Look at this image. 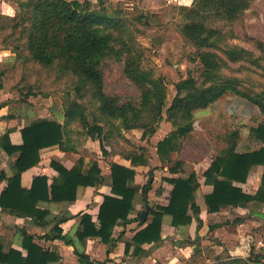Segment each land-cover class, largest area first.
<instances>
[{
  "label": "trees",
  "instance_id": "obj_1",
  "mask_svg": "<svg viewBox=\"0 0 264 264\" xmlns=\"http://www.w3.org/2000/svg\"><path fill=\"white\" fill-rule=\"evenodd\" d=\"M205 6L216 8L226 19H235L247 7L245 0H199ZM105 0L98 2L97 8H92L88 0H24L18 2L19 11L13 19L10 29L21 30L25 39V47L32 61L43 66H51L57 63L61 70L70 72L77 79V94L91 88L93 95L100 102V109L105 119H120L122 125L119 130L131 131L141 129L143 138L156 132L157 125L149 128L146 123L140 121V115L145 114L148 107L157 115L164 106V89L160 82L149 79L147 74L139 69L140 57L135 53L134 45L125 41L126 29L124 20L120 17V11L115 9L108 11ZM183 33L190 38L198 49L213 47L211 40L215 37L214 30H207L201 23L186 24ZM115 43V45H114ZM221 54L227 61L236 63L247 56L242 48L221 49ZM15 53V52H14ZM112 53L126 54L124 72L130 79H134L143 90L140 102L119 103L117 98L104 93L103 72L101 60ZM213 53L200 54L203 64V84H197L189 77L176 85V96L166 110L174 130L157 143V155L162 163H167L168 170L172 174L181 172V161L173 162L170 155L175 150L176 142L187 137L193 131L194 113L197 110L208 108L227 93L238 95L256 107L264 116V92L250 93L240 87L239 81L227 78L218 79L215 72L218 70V62ZM5 71L0 73L1 78ZM69 110L64 114V121H52L37 119L21 130L23 143L13 146L9 142L8 133L1 137V147L8 155L19 153L15 163L11 166L13 174L7 178L0 171V183L6 180V187L0 194V208L3 212L20 217L32 218L38 224H45L48 212L37 209L39 201L72 202L76 199L79 186L97 187L104 184V177L97 161L92 162L89 170L83 173V159H79L76 166L70 170L58 162L52 161L51 167L58 172L59 183H50L44 175L35 177L30 189L20 186L21 174L27 169L37 165L40 161L39 151L48 146L58 145L66 149L69 146V130L67 127L79 120L83 128L88 126L82 107L75 102L70 103ZM105 131L99 125L92 126L90 134L102 137ZM251 134L264 144V123L250 129ZM65 137V140H64ZM240 138L239 131H231L224 136L222 148L213 160L205 176L213 179V192L205 197L209 212H218L221 208L245 206L247 203L259 200L264 201V172L261 187L254 196L246 195L233 182H245L249 171L255 165L264 166V147L258 151L246 154L237 153L236 146ZM66 144L65 146L63 145ZM103 154L107 152L99 141ZM141 150V149H140ZM132 166L144 165L147 160L144 153L137 152L129 157ZM180 170V171H179ZM110 192L104 195L98 214V225L92 222L88 213H81V229L77 233L80 240L96 237L104 244H111L112 235L116 225L130 223L134 220L145 225L132 237L135 244V255L144 254L141 246L145 243H159L161 238V226L165 215L171 216L173 227L189 225L192 218L199 214V208L195 204V191L199 186L196 175L189 174L186 177L178 176L166 178L164 181L172 185V190L166 206L160 204L150 205V221H142L139 217L129 218L133 209V201L137 192L141 191L144 201H147V193L151 189L153 175L148 173L147 181L140 187L134 184L136 172L133 169L118 165H110ZM189 211L191 212L189 214ZM57 237L66 244L73 242L62 236L58 224L53 230ZM24 234L23 246L28 255L24 259L20 252L11 250L3 253L0 246V264H46L47 261L57 259L55 255L43 250L33 243V237ZM110 247V246H109ZM130 244L125 245V254L128 253ZM111 251V247L107 253ZM82 264H91L88 255L78 253ZM217 264H264V252L251 247L247 257H231L219 261Z\"/></svg>",
  "mask_w": 264,
  "mask_h": 264
},
{
  "label": "rangeland",
  "instance_id": "obj_2",
  "mask_svg": "<svg viewBox=\"0 0 264 264\" xmlns=\"http://www.w3.org/2000/svg\"><path fill=\"white\" fill-rule=\"evenodd\" d=\"M2 1L10 4L7 2L0 5V25L8 23L10 26L0 28V46L12 49L16 54L13 64L9 65L1 78L0 103L5 104L3 112L16 115L24 110L32 111L34 121L48 117L51 111V116L58 115L64 119L70 103H78L88 126L83 128L77 120L67 127L70 147L90 157L91 154L84 148L87 140L99 142L102 139L107 153L103 154L100 143L98 150L103 156L121 150L131 155L137 147L127 142L131 140H126L124 132L119 130L122 120L105 119L100 102L90 87L81 91L79 96L76 90L78 79L73 74L61 70L57 63L47 67L31 60L21 30L12 31L10 21L1 15L9 13L7 7H13L14 3L12 0ZM88 1L92 8H97L101 0ZM105 3L109 12L115 9L120 11L126 29L125 41L128 39L134 45L135 53L140 57L139 69L149 79L160 82L164 89L161 112L156 115L148 107L145 114L140 115V121L148 124L149 128L158 124L156 132L160 130L162 133L163 130L167 134L174 130L166 110L176 96V85L189 77L197 81V84H203L201 53L210 52L215 56L219 65L215 72L218 79L239 81L240 87L250 93L264 92V0H245L247 7L233 20L226 19L216 8L205 6L199 0H105ZM193 22L201 23L207 30L216 32L211 40L213 47L198 49L184 35L183 27ZM235 47L242 48L247 56L244 60L232 63L227 61L220 50ZM125 64L124 53H112L101 60L104 93L117 98L121 104L131 102L135 105L140 102L143 90L139 82L137 84L125 74ZM250 116L264 117L258 107L232 93H227L206 109L195 111L193 133L185 137L177 159H195L197 155L211 152L213 148L219 151L224 136L240 127L238 119ZM95 125L105 130L100 138L89 133ZM154 145L149 139H146L144 146L139 144L149 158V168H154L155 164L151 152ZM154 170H157L154 178L160 179L161 170L157 167ZM198 262L203 264L204 260Z\"/></svg>",
  "mask_w": 264,
  "mask_h": 264
},
{
  "label": "crops",
  "instance_id": "obj_3",
  "mask_svg": "<svg viewBox=\"0 0 264 264\" xmlns=\"http://www.w3.org/2000/svg\"><path fill=\"white\" fill-rule=\"evenodd\" d=\"M1 1L0 5L10 4L8 1V3ZM20 1L24 0H12L14 6H10L11 8L7 7L9 8V13L1 14L11 24L15 12L18 11L17 4ZM7 26H10V24H1L0 28ZM15 55L12 49L3 45L0 46V73L13 64ZM4 109L5 104L0 103V171L9 178L13 174L11 166L15 163L19 153L8 155L1 147V137L8 133L11 145H22L21 130L33 121L34 112L24 110L20 114L6 115L3 112ZM5 115L6 117H4ZM48 115V117H42L41 119L60 123L64 121L58 115L51 116V111ZM237 123L240 125V127L235 128L240 135L235 150L237 153H251L264 147V144L250 132V129L264 123V117H241ZM159 131L152 135L148 134L143 138V131L133 129L130 132L123 131V136H125L126 140H131L127 142H131L137 147L131 155H134L135 152L138 154L144 153V149L140 150L139 144L144 146L146 139L155 143L151 147V152L152 159L155 162L154 168L157 167L162 172L160 179L154 178L157 170L149 168V158L145 154L146 164L132 166L129 159L131 155L124 150L113 155L103 156L98 150V141L87 140L84 148L91 154L90 157L80 153L79 149L70 147V144L66 146V149L60 148L58 145L42 148L39 151V163L21 174L20 186L22 188L30 189L33 179L42 175L46 176L50 183H59L58 172L51 167V162H58L70 170L76 166L81 158L83 159V173L89 170L92 162L97 161L104 177V184L97 187L79 186L76 192V199L72 202L39 201L36 205L37 209L48 212L45 224H38L29 217H20L3 212L0 208L1 251L8 253L11 250H15L20 252L22 257L26 259L28 252L23 246V231H25L26 234L33 237V243L39 246L43 252H49L57 258L47 261L46 264H82L75 251L88 255L91 264H200L198 260L202 259L204 260L203 264H217L219 261L226 259L224 257L228 255L245 258L249 255L251 247H254L257 251L264 252V201L255 200L245 206L227 207L221 208L218 212H209L205 197L213 192V179H219V176L215 175L210 179L205 176V172L210 168L219 151L213 148L211 152H207L204 155L199 154L195 159H183L181 160V172L172 174L168 170L167 163H162L157 155V143L169 133L165 134L163 130H161L162 133ZM192 133L193 131L190 132V134ZM184 139L185 137L180 138L175 144V150L170 155L173 162L180 161L177 156ZM63 145L65 146L66 144L63 142ZM113 163L133 169L136 172L134 184L137 187L142 186L148 179V176H145L146 174L152 173L153 175L152 186L147 193V201H144L141 191L137 192L129 218H140V214L145 210L146 204L149 207L154 204L163 206L168 204L172 185L163 179L178 176L186 177L193 173L199 183L194 193L195 204L199 208V214L192 218V222L189 225L178 228L172 226L171 216L165 215L161 226L162 241L157 244H143L141 248L145 253L142 255H135V244L132 242V237L145 225L140 226V223L136 220L127 224L116 225L112 235L114 240L111 244H104L96 237H87L84 240H80L77 236L81 229L79 215L88 213L92 218V222L98 225L97 218L103 196L111 195L109 186L110 165ZM263 172L264 166L255 165L249 171L245 182H233V186L240 188L246 195L254 196L261 187ZM6 183V180L0 183V194L6 187ZM150 219L151 216L148 214L146 220L150 221ZM56 224L60 228L61 235L69 238L73 245L66 244L57 237L58 233L52 231ZM126 243L130 244V249L125 254ZM109 246L111 251L107 253Z\"/></svg>",
  "mask_w": 264,
  "mask_h": 264
},
{
  "label": "water",
  "instance_id": "obj_4",
  "mask_svg": "<svg viewBox=\"0 0 264 264\" xmlns=\"http://www.w3.org/2000/svg\"><path fill=\"white\" fill-rule=\"evenodd\" d=\"M150 207L148 204L145 205V210L140 214V218L142 221L146 220L147 215L149 214Z\"/></svg>",
  "mask_w": 264,
  "mask_h": 264
}]
</instances>
